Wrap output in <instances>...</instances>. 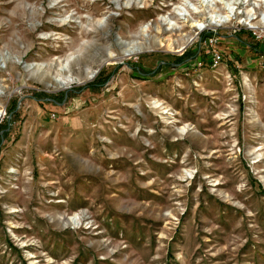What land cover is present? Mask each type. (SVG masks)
<instances>
[{"label":"rangeland","instance_id":"374dc122","mask_svg":"<svg viewBox=\"0 0 264 264\" xmlns=\"http://www.w3.org/2000/svg\"><path fill=\"white\" fill-rule=\"evenodd\" d=\"M257 25L264 0H0V264H264Z\"/></svg>","mask_w":264,"mask_h":264},{"label":"built area","instance_id":"2783aa9c","mask_svg":"<svg viewBox=\"0 0 264 264\" xmlns=\"http://www.w3.org/2000/svg\"><path fill=\"white\" fill-rule=\"evenodd\" d=\"M250 32L255 41L264 44V25H257V28H250ZM206 41L209 42V46L206 48V50L203 49V55L208 59L209 65L211 66L214 62L224 61L223 50L219 44L220 37L218 36V38H208ZM203 62L204 61L199 59L195 63V66H197L198 68H202L204 64Z\"/></svg>","mask_w":264,"mask_h":264},{"label":"bare ground","instance_id":"6f19581e","mask_svg":"<svg viewBox=\"0 0 264 264\" xmlns=\"http://www.w3.org/2000/svg\"><path fill=\"white\" fill-rule=\"evenodd\" d=\"M232 12H228L225 16H215V23L218 22V21H230L232 19ZM132 54V52H129L128 55ZM68 69V68H67ZM55 81H59V79H55ZM61 87H67L68 86V83H67V80H65L64 82H61ZM169 112V111H168ZM18 211L17 209H15V212Z\"/></svg>","mask_w":264,"mask_h":264},{"label":"trees","instance_id":"16d2710c","mask_svg":"<svg viewBox=\"0 0 264 264\" xmlns=\"http://www.w3.org/2000/svg\"><path fill=\"white\" fill-rule=\"evenodd\" d=\"M242 31H243V30H240V32H242ZM250 35H251V33H250ZM259 43H260V42H257V45L260 46ZM261 44H263V43H261ZM263 45H264V44H263ZM261 46H262V45H261ZM263 48H264V47H263ZM255 49L258 50V48H255ZM260 50H261V47H260ZM261 51L264 52V49H262ZM237 58H240V57H237ZM100 74H102V72H101ZM100 78H101V77H100ZM100 78H99V81H100ZM106 79H108V77H107ZM104 81H105V80H104ZM16 108H17V105H15L14 107H12V110H11L10 112H11V113L14 112V111L16 110ZM7 127H8V124L0 125V144L2 143V137H5L6 135H8L7 131H5L3 135L1 134V131L4 130L5 128H7Z\"/></svg>","mask_w":264,"mask_h":264}]
</instances>
